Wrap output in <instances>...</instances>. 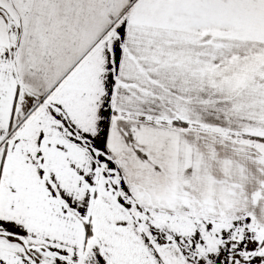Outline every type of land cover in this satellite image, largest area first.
Listing matches in <instances>:
<instances>
[{"label":"snow or ice","instance_id":"1","mask_svg":"<svg viewBox=\"0 0 264 264\" xmlns=\"http://www.w3.org/2000/svg\"><path fill=\"white\" fill-rule=\"evenodd\" d=\"M0 264H264V0H0Z\"/></svg>","mask_w":264,"mask_h":264}]
</instances>
